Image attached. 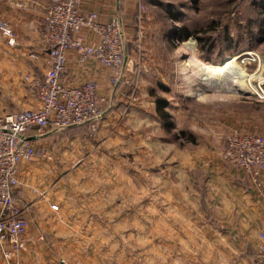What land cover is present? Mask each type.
<instances>
[{
	"label": "rangeland",
	"instance_id": "374dc122",
	"mask_svg": "<svg viewBox=\"0 0 264 264\" xmlns=\"http://www.w3.org/2000/svg\"><path fill=\"white\" fill-rule=\"evenodd\" d=\"M144 1L140 6L141 19H137V13L124 44L134 68L139 66L147 77L127 80L124 77L129 100L109 101L104 107L100 101L102 114L94 132L91 126L82 125L85 127L79 134L81 141L76 146L69 143L62 146V141L69 137L67 132L50 135L51 139L55 137L50 153L58 159L50 165L38 160L35 165L34 184L50 179L49 189L58 193L63 206L59 205L63 211L55 215L59 226L52 237L57 240L50 245L63 264H177L169 253L165 255L163 246L161 257L159 245L155 244L160 232L163 234L165 230L169 236L171 217L169 212H159L160 205L170 201L169 192L167 200L163 196L165 190H170L169 183L158 179L159 172L168 176L174 162L179 164V174L185 175L192 168L190 172L197 176L195 189L200 190V175L211 174L213 169L202 160L207 156V145L212 144L220 152L228 133H249L251 107L258 111L259 118L264 117V99L240 90L235 82L247 78L259 95L264 91V0ZM159 8L171 11L176 19H161L155 14ZM182 27L190 36L183 39L177 35L169 42L165 40L171 29ZM166 45L175 46L179 53H163L162 46ZM244 52L256 54L258 60L238 63L248 55L235 60L228 89L215 90L214 86L204 84L201 74L192 68L190 74L192 64L222 66L229 58ZM188 76L192 83L187 81ZM151 93L155 101L162 99L172 106L169 110L173 111L172 128L168 132L163 126L154 131L155 124L149 117L145 118L150 125L144 132L137 116L128 123L121 115V110L153 109L148 100L138 103L140 97ZM10 102L0 101V109L7 111ZM12 104L10 113L28 108L21 107V102ZM117 108L121 109L118 115H105L106 110ZM106 119L112 125L99 130ZM180 131H184L185 137H176ZM155 136L160 138L156 145ZM161 217L162 221L167 218L166 228L163 224V228L159 227ZM252 251L250 255L247 251L244 255L233 254L224 264H256V249ZM215 261L209 264H216Z\"/></svg>",
	"mask_w": 264,
	"mask_h": 264
},
{
	"label": "crops",
	"instance_id": "0c3cea01",
	"mask_svg": "<svg viewBox=\"0 0 264 264\" xmlns=\"http://www.w3.org/2000/svg\"><path fill=\"white\" fill-rule=\"evenodd\" d=\"M18 1L0 0V20L10 26L15 41L13 46L7 45V39L0 32V89H3V92L0 90V101L4 99L11 101L8 105L9 108H5L7 111L0 109L3 114L10 113L9 110L14 108L12 102L16 105L17 102H21V107L37 108L39 104L26 87L23 78L25 76L40 78L48 70L46 48L42 43L40 33L47 1L24 0L29 2V6L24 9H18L13 5ZM143 2L145 1L143 0ZM143 2L142 0H82L80 8L84 12L94 11L98 13L104 22L115 16L119 17L122 23L124 41H127L130 27L136 20L139 7L144 5ZM155 12L163 20L172 21L176 19L171 11H165L164 8L156 9ZM178 29H171L166 34L165 40L169 42L173 36H177L176 31ZM85 40L89 43L96 42V38L91 34H87ZM162 49L163 53L169 51L172 54L179 53L175 46L166 45L162 46ZM31 54L35 57H30ZM130 54L132 55V53ZM134 67L132 57L127 56L124 61L126 80L137 78V76L138 79L139 76L147 77L145 73L139 71V66ZM89 79H94L97 82V93L102 102V107L109 101L117 100L123 103L129 100L123 80L118 86H112L109 83L107 69L93 59L81 61L75 51L68 52L62 82L67 86H79ZM5 96L6 98H4ZM144 100H148L154 105V108L149 110L140 108L121 110L117 108L106 110L105 115L111 117L122 111L121 115L128 119V123L130 122L129 119L137 116L138 122L142 123L140 127L144 126V132H146V127L150 125L145 122V118L149 117L154 122L153 130L156 131L162 126L156 112V101L152 93L140 97L138 103ZM171 107L169 102L166 107L168 109L165 108V111H168L169 116L173 117V111L169 112ZM182 111L180 109L179 112ZM249 114V133H264V117L261 118L260 116L259 118V113L258 111L254 112V107H251ZM107 121L106 119L105 122H102V127L99 130L103 131L107 126L112 125ZM84 127H73L65 130L62 134L67 132L69 137L62 141V146H66L67 143L76 146L77 142L81 141L82 136L79 134L82 133ZM50 135L52 134L33 141L36 146L46 151L51 159L48 161L33 160L19 168L16 198L30 206L29 225L26 234L27 251L21 256L23 264H63L57 260L58 255L51 250L50 246L57 240V237H52L53 232L59 226V223L55 222V217L59 216V211H63V209L61 210L63 206L60 203L58 193L54 194V191L49 189L50 179H42L44 183L39 185L34 184L37 161L41 160L50 165V162L58 159L50 153H53L50 146L51 141L55 139V137L51 139ZM153 140L154 145H156L160 138L155 136ZM210 145H207V156L202 160L206 164L210 163L213 169L211 174L200 175L202 176L201 179L199 178L202 181L200 190L195 189L196 180L194 177L197 178V176L195 172H190L192 168H189L187 174L182 175L179 174L178 162H174L173 165L171 164L168 176L159 172L158 179L168 181L170 186V190H165L163 195L167 200L169 192L170 203L160 205L159 212H169L171 217L169 236L165 234V230L164 235L160 232L155 244L157 247L159 245L160 256L163 246L165 255L169 253L170 259L177 264H209L211 260H216V264H224L233 254L244 255L247 251L246 253L250 255L253 253V248L256 249L258 233L264 231V172L261 176L263 188L255 190L250 186L248 178L243 173L221 161L219 154L222 151L219 152L220 149ZM58 146L62 147L60 144ZM142 149L143 152L147 150L146 147ZM217 152L219 153L217 154ZM169 159L176 160L175 157ZM194 161L195 159L192 161L193 164ZM160 191L162 192V190ZM51 205L57 206L58 212H53ZM167 222V218L162 221L161 217L159 220L160 229L162 224L166 228ZM192 232L194 233L193 236H191ZM196 233L200 236H195ZM39 237L43 238L41 244L36 243V239ZM0 264H7L1 256Z\"/></svg>",
	"mask_w": 264,
	"mask_h": 264
},
{
	"label": "built area",
	"instance_id": "2783aa9c",
	"mask_svg": "<svg viewBox=\"0 0 264 264\" xmlns=\"http://www.w3.org/2000/svg\"><path fill=\"white\" fill-rule=\"evenodd\" d=\"M46 1L40 33L46 48L48 70L40 78H23L39 105L0 115V256L7 264H23L21 256L27 251L30 206L16 198L19 168L33 160L51 159L33 140L49 134H61L82 125L91 126L94 132L95 123L102 114L94 79L79 86H67L62 82L68 52L75 51L81 61L93 59L107 69L112 86L118 85L125 73L127 56L119 17L104 22L98 13L82 11V0ZM13 5L24 9L29 2L19 0ZM141 10L142 7L138 10V20L141 19ZM0 32L7 39V45L13 46L14 33L1 20ZM87 34L93 35L96 42H87ZM30 57L35 56L31 54ZM255 60L258 56L250 53L238 63L248 64ZM260 93L256 96L264 99V91ZM220 158L243 173L253 189L263 188L264 134L228 133ZM51 209L57 210V207L51 205ZM42 242V237L36 239L37 244ZM254 259L256 264H264V231L258 234Z\"/></svg>",
	"mask_w": 264,
	"mask_h": 264
},
{
	"label": "bare ground",
	"instance_id": "6f19581e",
	"mask_svg": "<svg viewBox=\"0 0 264 264\" xmlns=\"http://www.w3.org/2000/svg\"><path fill=\"white\" fill-rule=\"evenodd\" d=\"M249 54H250L249 52H244L236 57L229 58L222 66L208 65V64H202V65L195 66L194 64H192L191 67L189 68V71L192 68V70H196L197 73L199 72L201 74L200 76L201 82H203L206 85L209 84V85L214 86L216 88L215 90L228 89L230 76H231V67L234 65L235 60H237L241 56L249 55ZM190 74H191V71H190ZM191 80L192 78L188 76L187 81L192 83ZM235 82H236V85L240 88V90L246 93L258 95L257 90L251 87V84L248 83L247 78H238ZM196 86L199 89H201L199 85H196Z\"/></svg>",
	"mask_w": 264,
	"mask_h": 264
},
{
	"label": "trees",
	"instance_id": "16d2710c",
	"mask_svg": "<svg viewBox=\"0 0 264 264\" xmlns=\"http://www.w3.org/2000/svg\"><path fill=\"white\" fill-rule=\"evenodd\" d=\"M195 2V1H194ZM179 35V38H187L189 36V33L185 27H182L176 31ZM196 36V34H195ZM199 42H202L201 38H197ZM167 106V102L162 99H158L156 101V112L159 120L161 121V124L163 128L168 132L172 128V122L170 121V116L168 112L165 111V108ZM176 137H185L184 131H180Z\"/></svg>",
	"mask_w": 264,
	"mask_h": 264
}]
</instances>
